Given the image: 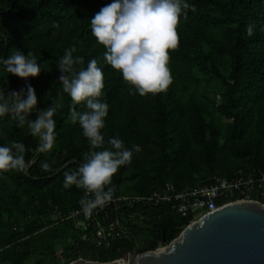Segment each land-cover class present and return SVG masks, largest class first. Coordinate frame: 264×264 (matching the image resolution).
Returning <instances> with one entry per match:
<instances>
[{"label":"trees","instance_id":"trees-1","mask_svg":"<svg viewBox=\"0 0 264 264\" xmlns=\"http://www.w3.org/2000/svg\"><path fill=\"white\" fill-rule=\"evenodd\" d=\"M110 2L0 0V58L17 49L25 55L31 51L42 68L37 77L24 79L0 66V88L19 92L31 84L38 97L37 110L57 108L52 149L39 151L26 172L0 174V262L25 264L38 248L22 240L45 231L48 235L39 245L44 257L35 264L57 263L53 242L65 239L64 231L71 233L72 240L62 250L65 264L82 255L107 263L133 251L128 239L110 249L98 248L91 229L49 220L57 211L81 208L79 201L86 192L75 185L64 188V172L76 171L94 150L78 123L72 122L71 98L58 81V59L73 45L77 49L73 56L83 58V64L75 67H86L96 58L104 73L99 97L108 104L101 130L104 147L115 136L133 150L131 162L112 177L113 196H146L165 183L183 188L207 185L215 176L264 174V0H187L189 7L176 28L177 46L169 50L171 83L164 91L146 96L130 93L120 73L104 63L105 49L91 35L90 19ZM75 107L86 110L82 103ZM35 117L33 111L28 119ZM0 136V145L20 142L28 154L39 144L27 123L20 127L10 115L0 118ZM197 153L206 165L195 160ZM44 163L48 169L42 167ZM143 213L145 228L133 226L140 232H130L133 242L134 235L143 238L138 245L141 253L155 250L163 241L167 245L189 225L164 207ZM19 215L31 218L20 231L17 226H7L8 230L2 226L4 218L17 220Z\"/></svg>","mask_w":264,"mask_h":264},{"label":"clouds","instance_id":"clouds-1","mask_svg":"<svg viewBox=\"0 0 264 264\" xmlns=\"http://www.w3.org/2000/svg\"><path fill=\"white\" fill-rule=\"evenodd\" d=\"M187 0H111L102 6L90 19L91 35L103 45L104 63L118 71L122 79L140 96L157 94L171 83L168 68L169 50L178 43L177 25ZM252 26H248L249 34ZM75 45L66 48L58 59L57 68L61 73L58 81L62 91L70 96L73 108L71 120L78 123L82 135L94 149L78 166L76 171L64 172L63 187L75 185L88 195L79 201L81 210L90 216L94 210L103 208L113 200L110 186L118 169L131 162L133 150L126 148L123 140L110 137L109 147H104L102 129L108 115V104L102 102L104 73L96 58L83 64V58L73 56ZM3 71L20 78L37 77L42 68L31 51L26 55L18 49L7 58H0ZM86 109L77 111L76 105ZM38 97L35 89L28 84L26 89L4 91L0 88V118L10 115L23 127L27 123L30 134L39 139L38 150L52 149L56 133L53 119L56 107L37 110ZM35 119H28L32 112ZM100 149V150H95ZM23 143L12 141L0 145V174L27 167ZM44 169L49 165L44 163Z\"/></svg>","mask_w":264,"mask_h":264},{"label":"built area","instance_id":"built-area-1","mask_svg":"<svg viewBox=\"0 0 264 264\" xmlns=\"http://www.w3.org/2000/svg\"><path fill=\"white\" fill-rule=\"evenodd\" d=\"M87 195L85 193L84 198ZM236 201L258 202L264 205V174L238 173L232 177L215 176L207 185L183 188L165 183L160 189L146 196H113L111 202L103 208L94 210L90 216H86L81 208L67 213L57 211L54 213L56 217L54 221L72 222L76 228L83 231L91 229L94 245L110 249L115 243L128 239L126 237L127 233L130 234L128 227L145 228L146 217L143 212L147 209L163 207L170 209L188 220L190 224ZM165 246L161 243L155 250H161ZM127 257L114 261L124 264Z\"/></svg>","mask_w":264,"mask_h":264},{"label":"water","instance_id":"water-1","mask_svg":"<svg viewBox=\"0 0 264 264\" xmlns=\"http://www.w3.org/2000/svg\"><path fill=\"white\" fill-rule=\"evenodd\" d=\"M126 237L133 251L124 264H264V205L236 201L222 206L190 223L161 250L139 253L131 234ZM70 264L123 263L77 259Z\"/></svg>","mask_w":264,"mask_h":264},{"label":"rangeland","instance_id":"rangeland-1","mask_svg":"<svg viewBox=\"0 0 264 264\" xmlns=\"http://www.w3.org/2000/svg\"><path fill=\"white\" fill-rule=\"evenodd\" d=\"M219 102L217 101V104ZM14 133H12L13 135ZM1 137V136H0ZM1 139V138H0ZM37 140L39 141V139L37 138ZM223 140L220 139L219 140V144L220 146L223 145ZM39 154V150H38V144L36 146L35 149L31 150L30 153L28 154L27 151L25 150V153H24V158H25V161L27 163V167L25 170H23V172H26L28 170V168L36 161V158ZM195 160L199 163H201L202 165H206V161L204 160V157L202 154H199L197 153L196 156H195ZM195 177V176H194ZM20 217H18L17 220L13 219L11 221L7 220V219H3L2 221V226L6 229H7V226H11L13 229L16 228V226L19 229V231L21 230V228L27 224L29 221H30V216L28 217H21V215H19ZM55 215H52L49 220H52V222H54V224H56V222L54 221L55 220ZM16 224V225H15ZM53 225V224H51ZM50 225H48L47 229L46 230H49ZM54 226V225H53ZM123 227H124V224H123ZM130 232H132L133 234H137L138 232H140L138 229L130 226L127 228ZM48 235V231H45V232H41V233H38V234H35L31 237H27L25 238L24 240H22V243L25 244V245H29L30 247L32 248H38V250L36 251L35 255H33L30 259H28L26 261L25 264H35L38 260L40 259H43L44 257V253L43 251H41V248L39 247V245L42 244L43 242V238L44 236H47ZM63 236L65 239H63L62 237H60L59 239H55L54 242H53V246H54V252H55V256L57 258V263L56 264H65V259L61 256L62 255V250L65 246H70L72 245V240L70 239L71 237V233L69 231H64L63 232ZM63 239V240H62ZM143 241V238L142 237H136V235H134V242L136 245H141ZM2 246L0 245V252L2 250ZM83 260L87 261V262H92L91 258L89 256H84L82 255L81 256ZM0 258H1V255H0ZM0 264H9L7 262H0Z\"/></svg>","mask_w":264,"mask_h":264}]
</instances>
